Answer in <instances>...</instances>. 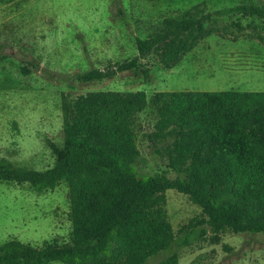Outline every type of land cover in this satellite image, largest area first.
<instances>
[{
  "label": "trees",
  "instance_id": "1",
  "mask_svg": "<svg viewBox=\"0 0 264 264\" xmlns=\"http://www.w3.org/2000/svg\"><path fill=\"white\" fill-rule=\"evenodd\" d=\"M232 12L264 19V5L253 2L206 13L192 6L165 16L152 35L135 37L132 59L71 76L102 80L137 67L150 52L164 68H172L209 35L231 26L242 29L238 22L218 25L217 15ZM117 14H122L119 7ZM148 103L158 115L149 137L167 133L169 164L187 162L175 168L174 178L135 169L134 123ZM61 114L63 141L49 144L53 165L36 170L1 157L0 181L39 189L65 181L69 241L34 246L8 239L0 244V264H177L179 251L208 232L215 239L227 230L264 238V91H159L149 100L141 90L89 91L63 95ZM168 189L186 194L200 208V215L176 232L165 213Z\"/></svg>",
  "mask_w": 264,
  "mask_h": 264
},
{
  "label": "rangeland",
  "instance_id": "2",
  "mask_svg": "<svg viewBox=\"0 0 264 264\" xmlns=\"http://www.w3.org/2000/svg\"><path fill=\"white\" fill-rule=\"evenodd\" d=\"M264 0H13L0 3V158L43 170L53 165L50 142L61 145V100L89 91H264V19L239 13L217 15L218 25L238 22L201 40L172 68L154 52L135 68L97 81L71 75L92 67L110 69L136 54L135 37L155 33L161 20L194 6L199 13ZM117 7L122 14H117ZM237 36V37H236ZM146 72L144 73V71ZM157 110L148 103L134 127L139 174L177 176L166 151L171 136L150 138ZM166 218L176 232L200 208L186 194L165 192ZM68 187L53 188L0 181V244L17 239L41 246L69 241ZM117 247L114 248V251ZM50 264H66L54 261ZM177 264H264L261 233L220 232L184 246Z\"/></svg>",
  "mask_w": 264,
  "mask_h": 264
}]
</instances>
